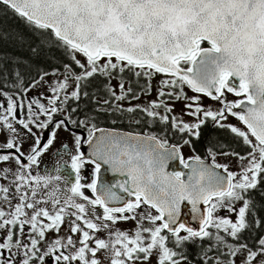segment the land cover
Here are the masks:
<instances>
[{
	"label": "snow or ice",
	"instance_id": "6c2138e0",
	"mask_svg": "<svg viewBox=\"0 0 264 264\" xmlns=\"http://www.w3.org/2000/svg\"><path fill=\"white\" fill-rule=\"evenodd\" d=\"M0 11L23 21L8 38L33 57L62 53V70L30 80L0 69V264H264V0H0ZM157 75L155 100L124 107L151 95ZM101 90L80 118L79 101ZM101 113H127L143 130L101 128ZM60 131L70 143L57 147ZM201 141L206 157L185 159ZM103 166L124 179L98 184ZM183 202L198 227L181 221Z\"/></svg>",
	"mask_w": 264,
	"mask_h": 264
},
{
	"label": "flooded vegetation",
	"instance_id": "af4514ba",
	"mask_svg": "<svg viewBox=\"0 0 264 264\" xmlns=\"http://www.w3.org/2000/svg\"><path fill=\"white\" fill-rule=\"evenodd\" d=\"M203 46L207 47V44L205 43ZM61 70H62V67H61ZM116 83H117L116 80H112V84L113 85H115ZM141 83H144L143 79H141ZM133 86L135 87V84ZM37 91H45V90H44V87H42V88L38 89ZM37 91L29 92L28 96L36 95ZM185 91L186 92L189 91L192 95H194V93H192L187 88H185ZM90 94H91V92H90ZM148 96L149 95H142L139 100H132L130 102L129 101H123V103L126 104L124 107H127L129 105V103H131L133 105H135V104H146L148 102V100H147ZM104 98H106V94L101 90L97 94L95 100H93L91 98V96L89 98H87V99H81L79 101L80 108H81V112L78 114L79 117L83 118L85 115L94 114V110L97 107H99L100 104H102ZM227 99L228 100H235V99H237V97H235V96H233L231 94H228ZM201 102H206L209 106H211L213 108L219 107L217 102L212 101L208 97H203L202 96L201 97ZM74 103L75 102H73L72 106H74ZM137 115H139V114H137ZM95 122L97 123V125L99 127L107 129V130H113L114 129V130H118V131H122V132H137V131H142L143 130V125L138 127L137 125L132 123L130 121L129 116H128L127 113H125L123 115H121L120 113H115V114H112V113H106V114L105 113H101L99 115V118ZM230 123L238 124V121H236L234 118H230ZM150 130L152 132L158 133L160 131V128H159V126H156V127L151 128ZM76 131L83 132L82 129H76ZM204 132H205V135L219 136V138L222 141H225V142L231 144V146L233 148H235L236 151L241 152V154H243V147L242 146L237 147V145L231 141L230 133H228V132H226L224 130L212 129L210 126L208 128H206V129H204ZM2 138L3 137H0V139H2ZM168 139H169V142L172 143V144H175V143L179 142L178 136L176 138H173L172 136H169ZM65 140H67L70 143V135H69V133L65 132V131H60L56 146L59 147L60 146V142L61 141H65ZM25 147H27V146H25ZM182 154H183L185 159H188L189 157H192L194 155H200L202 158L206 157V151H205V147H204L203 141L197 143L195 152H193L192 149H190L188 146H184L183 149H182ZM48 159L49 158L46 156L45 160H48ZM233 159H235V158H233V157H228V158L217 157L218 162L221 163V164H223L224 161L233 162ZM66 160H69V157L65 156L63 158V160L54 159L50 163L52 165H55L57 163L63 164L64 161H66ZM229 169L233 170V171H237L234 168V166L232 168H229ZM103 170H104L105 173H102ZM185 170H187V169L183 168V166L180 165L178 161H169L168 166L166 168V171H168V172H173V171L184 172ZM90 171H91V166H89V171L85 172L84 175L85 176H89L90 175ZM63 174L64 175H70V173H69V171L67 169L63 170ZM104 174H105V177H104ZM97 179H98V184H101V185L109 184V185H111V184L115 183L117 180L124 179V177H121L119 175L113 174L112 172L107 170L106 166H103ZM89 182H90V180H89ZM61 186H63V184H61ZM87 194L89 196H91L90 192H88ZM259 216L260 217H264V210H261L259 212ZM181 221L185 222L186 224H188L190 226L198 227L197 222L194 221V220H188V221L181 220ZM119 227L121 229H130V228L133 227V224H132L131 221L128 222V223H120ZM63 234H64V229L62 228L61 229V235H63ZM181 234H183V233H181ZM259 234H264V233H259ZM205 243H207V241ZM189 249H190V251H193V252L196 251V249L193 248L191 245L189 246ZM196 258L198 259V257H196Z\"/></svg>",
	"mask_w": 264,
	"mask_h": 264
},
{
	"label": "trees",
	"instance_id": "16d2710c",
	"mask_svg": "<svg viewBox=\"0 0 264 264\" xmlns=\"http://www.w3.org/2000/svg\"><path fill=\"white\" fill-rule=\"evenodd\" d=\"M24 31L25 25L20 18L11 12L4 14L0 11V36L5 37L3 41H0V69L7 66L13 73L21 71L30 80L40 70L51 72L54 68L62 67V53L59 49L52 47L49 50L46 48L45 52L50 54L37 59L33 57L27 42L21 46L17 40L8 38L9 34ZM52 55H55L57 59H53ZM17 61H19L18 64ZM92 91L93 89H89V92Z\"/></svg>",
	"mask_w": 264,
	"mask_h": 264
},
{
	"label": "rangeland",
	"instance_id": "374dc122",
	"mask_svg": "<svg viewBox=\"0 0 264 264\" xmlns=\"http://www.w3.org/2000/svg\"><path fill=\"white\" fill-rule=\"evenodd\" d=\"M51 73V72H49ZM162 77L160 75H157L153 81H152V85H153V88H152V92H151V95L148 96L147 100L148 101H151V100H155L156 99V84L158 83V81L161 79ZM48 81H54L55 79H57L56 76H53V75H49L47 78H46ZM44 90L47 91V86L44 87ZM37 91V90H36ZM69 91H71V88H69ZM187 95L188 96H193L189 91H187ZM124 106L126 105L125 103L121 102ZM205 107H208L209 105L206 103V102H201ZM183 108V102H179V103H176L175 105V112L176 113H180L181 112V109ZM184 120H190L191 118L188 117V116H184L183 117ZM223 162V161H222ZM223 164H227L229 168H232L234 166V168L236 170H238V163H237V160L236 159H233V162H230V161H224ZM232 164V165H231Z\"/></svg>",
	"mask_w": 264,
	"mask_h": 264
},
{
	"label": "water",
	"instance_id": "95a60500",
	"mask_svg": "<svg viewBox=\"0 0 264 264\" xmlns=\"http://www.w3.org/2000/svg\"><path fill=\"white\" fill-rule=\"evenodd\" d=\"M187 172H188V169L184 171V173H185V176L183 177L184 179L187 178ZM102 173H105L104 170ZM104 177H105V174H104ZM201 208L203 209L202 205H201ZM180 219L183 221L193 220L192 213H191V206L188 205L187 202H183L181 204Z\"/></svg>",
	"mask_w": 264,
	"mask_h": 264
}]
</instances>
